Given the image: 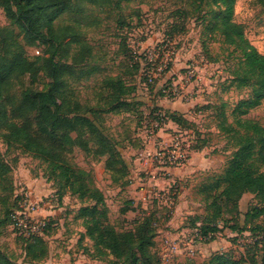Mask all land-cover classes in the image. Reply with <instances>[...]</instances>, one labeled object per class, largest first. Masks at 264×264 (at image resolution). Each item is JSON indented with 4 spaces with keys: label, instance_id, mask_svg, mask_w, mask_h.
<instances>
[{
    "label": "rangeland",
    "instance_id": "1",
    "mask_svg": "<svg viewBox=\"0 0 264 264\" xmlns=\"http://www.w3.org/2000/svg\"><path fill=\"white\" fill-rule=\"evenodd\" d=\"M193 2L110 0L104 6H94L87 0H75L72 10L56 21V25L76 26L92 46L93 56L75 65L70 84L85 109L96 112L100 129L116 143L131 169L129 183L125 178L116 180L106 169L105 157L87 154L76 147L72 157L86 175L84 187H97L104 192L110 209V222L119 231L135 233L144 222V217L154 214L152 222L158 235L153 251L159 256L166 233L174 235L193 230L206 215V205L199 188L204 182H212L210 177L223 172L236 150L235 141L225 128L236 127L235 117L252 119L264 126V99L250 108L234 111L240 102L253 99V89L250 86L238 87L233 75L239 61L238 52L224 41L223 36L209 29L208 24L213 22V14L219 9L208 3V0H203L200 9ZM233 20L243 26L250 43L264 54L263 3L260 0H236ZM175 24L179 29L175 30L177 34H173L172 39H166L165 32ZM9 26L4 10L0 9V27ZM165 49L172 54L169 59L162 58ZM44 50L43 45H34L27 47L26 51L29 57L34 58L42 55ZM72 56L70 54L63 61L71 63ZM148 78L153 80L149 82ZM120 80L136 87L133 96L142 102L141 106L123 105L128 89L122 87ZM154 108L164 109L168 116L176 111L182 114L187 110L188 117L195 120L196 129L190 132L195 139L194 145L203 146L201 149L192 147L187 161L176 167L178 177L164 173L159 167L155 173H151L137 166L141 151L146 148L161 150L159 144L171 143L178 134L179 129L170 128L173 121L169 120L159 132L160 137L156 142L148 146L143 139L142 129ZM244 110H247L246 113ZM3 131L0 124V134ZM0 151L8 164L18 162L14 169V193L11 197L6 181L0 179V236L9 243L11 238L15 240L16 246L10 249L6 244L5 251L20 258L23 250L19 243L21 238L9 225L4 226V220L9 207L21 193L22 186L26 187L19 171H28L30 175L39 177L46 166L18 146H8L2 140ZM258 166L264 171L263 164L259 162ZM148 185L171 190L170 200H144L140 188H147ZM225 187L226 184L222 183L216 191L218 196ZM76 188H83V185L77 183ZM50 195L56 196L50 205L52 208L81 204L72 197L73 194L62 201L57 191ZM247 196L243 201L244 210L257 205L255 194L247 193ZM42 198L45 200V195ZM82 203L86 204L85 201ZM232 204L223 208V218L229 220L226 225L231 226L233 223L230 221L236 223L239 219L240 225H243L242 217L238 215L235 219L236 212ZM64 213L59 209L48 227L45 236L49 239L50 256L42 264H125L124 260H117L111 253L97 252L88 238L82 239L81 247L78 245L79 238H69L66 220L71 223L72 219L66 217L60 222ZM257 222H262L264 226V217ZM219 225L222 227L223 222ZM81 227L82 221L74 222L72 226L78 232L76 238L80 235ZM231 231L227 227L223 228L213 238L199 244L193 257L179 255L172 264L200 263L215 252L229 249L233 250L238 264H250L253 258L260 256L259 252H255L254 238L249 231H234L237 232L234 235ZM229 243L235 247H227ZM142 264L154 262L147 260L142 261Z\"/></svg>",
    "mask_w": 264,
    "mask_h": 264
},
{
    "label": "trees",
    "instance_id": "2",
    "mask_svg": "<svg viewBox=\"0 0 264 264\" xmlns=\"http://www.w3.org/2000/svg\"><path fill=\"white\" fill-rule=\"evenodd\" d=\"M74 1L0 0V9L10 22L9 27H0V124L4 129L0 141L8 146L16 145L41 161L46 166L42 176L53 183L61 201L73 194L72 197L81 203L73 217L74 221H82L85 229L78 240L80 247L82 239L88 238L97 252L111 253L125 264H142L147 260L161 264L159 254L153 251L158 235L152 222L154 214H147L135 233L119 231L110 222L104 192L97 187H84L86 175L72 157L76 147L87 154L105 157L106 169L113 177L116 180L125 178L129 183L130 169L122 152L102 132L96 121V112L85 109L70 84L75 65L93 56L92 46L76 26L56 25L62 15L72 10ZM87 1L94 6L110 2ZM260 1L264 5V0ZM202 3L203 0L193 2L198 9ZM208 3L219 9L214 12L209 29L223 36L224 41L238 52L234 81L238 87L253 89V99L240 102L234 111L257 105L264 99V54L250 43L243 26L233 20L236 0H208ZM176 29V24L171 25L165 32L166 39H172L173 34H177ZM34 45H43L45 50L42 55L31 58L26 50ZM70 54H73L71 63L63 61ZM120 83L128 89L123 105L141 106L142 102L133 96L136 87L128 86L125 81L120 80ZM169 117L184 130L196 129L195 122L183 114L174 112ZM235 119L236 127L225 128L235 141V152L223 172L213 175L209 178L212 182H204L199 188L206 205V215L200 224L205 235L217 234L225 227L238 232L249 231L254 238L255 252L260 253L250 264H264V226L257 222L264 216V171L258 166L259 162L264 165V126L252 119ZM202 146L193 144L192 147L201 149ZM14 163L8 164L0 151V179L6 181L10 197L14 193V169L18 165L17 161ZM77 183L83 188L77 189ZM222 183L226 187L218 196L216 191ZM247 193L256 195L257 205L246 211L243 225L239 219L236 223L230 221L233 224L227 226L229 220L223 218V208L233 202L235 219L238 215L241 217L239 202ZM18 201L17 196L8 209L4 226L10 224ZM220 222H223L222 227ZM18 237L21 238L23 259L0 248V264H42L49 258L50 245L45 237ZM196 264H238V261L233 250L229 249L215 252Z\"/></svg>",
    "mask_w": 264,
    "mask_h": 264
},
{
    "label": "built area",
    "instance_id": "3",
    "mask_svg": "<svg viewBox=\"0 0 264 264\" xmlns=\"http://www.w3.org/2000/svg\"><path fill=\"white\" fill-rule=\"evenodd\" d=\"M170 43V42H167ZM173 53V52H172ZM171 52L166 49L162 52L163 59H169ZM153 78H148L151 82ZM170 117L162 108H154L145 120L143 125V139L148 144L156 142L160 137L159 132L169 123ZM172 121V120H171ZM173 123H175L173 121ZM178 134L172 138L171 143L159 144L161 150H153L146 148L139 153L138 162L147 165H157L163 169L176 168L183 165L192 150L194 137L189 132L178 130ZM171 190L148 187L143 193V199H155L159 202L169 201ZM45 200L41 197L36 199L33 197L31 190L26 186H22L21 193L18 195V207L12 214L9 226L14 230L17 236L31 237L43 236L47 234L48 227L51 225L53 218L51 216L36 215L41 206H50L53 203L55 195H45ZM237 234L236 233H232ZM215 234H203L201 224L199 223L193 230L183 231L178 236L167 234L162 240V249L160 254L161 264H172L176 256L193 257L198 249L199 244L211 238Z\"/></svg>",
    "mask_w": 264,
    "mask_h": 264
},
{
    "label": "crops",
    "instance_id": "4",
    "mask_svg": "<svg viewBox=\"0 0 264 264\" xmlns=\"http://www.w3.org/2000/svg\"><path fill=\"white\" fill-rule=\"evenodd\" d=\"M176 112H178V111H176ZM186 112H187V110H184V112L182 113L183 114V116L185 117V118H187L188 120H191V121H195V120H193V119H191V118H189L188 117V115L186 114ZM171 126H170V128L172 127V128H174L175 130H178V129H180V130H183L184 132H189V133H191L192 134V132H190V131H188V130H184V129H182L178 124H176V123H171L170 124ZM164 135V134H163ZM128 164V163H127ZM138 165V167H139V169L140 170H144V171H146V172H151V173H155V171H156V169H158V167H157V165L155 166V165H147V164H142V163H140V162H138L137 163ZM129 166V165H128ZM156 167V168H155ZM160 168V167H159ZM129 169H130V167H129ZM164 173H169V174H171V175H174L175 177H178V169H176V168H171V169H163V168H160ZM20 172V175H21V180L23 181V183L29 188V190H31V192H32V195H33V197L34 198H36V199H39V198H41L42 197V195H47V194H49V193H55L57 190H56V188L53 186V183L52 182H49L46 178H44L42 175L41 176H36V177H34V176H32V175H30L29 173H28V171H23V170H20L19 171ZM130 173H131V169H130ZM148 174V173H147ZM150 185V184H149ZM149 185H148V187H149ZM147 187V188H148ZM146 187H141L140 189H141V192H142V198H143V193L145 192V190L147 189ZM166 190V189H165ZM166 191H168V190H166ZM66 197V196H65ZM67 197L69 198V197H71V196H69V195H67ZM246 197H248L247 196V194H245L243 197H242V199L240 200V202H239V209H240V212H241V219L244 221V214L246 213V211H247V209L246 210H244L243 209V201H244V199H246ZM81 206H80V204H79V206L77 205V206H73V205H68V204H66V206H61L60 208H57V206H55L54 208H52L51 206H44L43 207V209H41L36 215H38V216H52V218L53 217H55V215H56V213L58 212V210L59 209H62L65 213H64V218H61V219H59V221L61 222L62 221V219L63 220H65L66 219V217L67 218H71L72 220H71V223H69V222H67V221H69V220H66V225L67 226H69L68 227V231H67V234H69V238L71 237V238H75L76 240L78 239V238H80V235H79V237H75L76 235H77V233L78 232H76L75 230H73L72 229V226L74 225V222H81L80 220L79 221H74L73 220V217H74V215L76 214V212H77V210L80 208ZM57 208V209H56ZM108 208H109V206H108ZM110 210V209H109ZM128 213V212H127ZM60 215V214H59ZM264 217V216H263ZM263 217H261V218H263ZM260 218V219H261ZM258 223H261L262 224V222H258ZM56 224V223H55ZM9 227V226H8ZM82 229L80 230V234L82 233V232H85V229H84V227L82 226L81 227ZM75 231V232H74ZM231 233H236V232H232L231 231ZM168 233H166V235H167ZM179 235V233H175L173 236H178ZM53 237H56V236H53ZM3 239H4V237L3 236H0V248L2 249V250H4L5 251V247H4V245H6V244H8L9 246H10V249H12V248H14L15 246H16V242H15V240L13 239V238H11V240H10V243L8 242V240L7 241H3ZM45 239H46V236H45ZM46 240H49V239H46ZM75 240V241H76ZM229 245L230 246H227V247H235V246H233L232 245V243H229ZM22 248V247H21ZM8 253V252H7ZM23 257H24V253H23V250H22V256H21V260L23 259Z\"/></svg>",
    "mask_w": 264,
    "mask_h": 264
}]
</instances>
